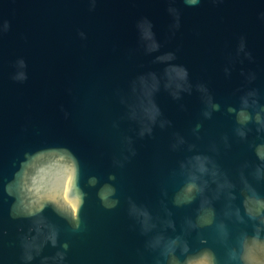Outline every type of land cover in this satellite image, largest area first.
Segmentation results:
<instances>
[{"label": "water", "instance_id": "95a60500", "mask_svg": "<svg viewBox=\"0 0 264 264\" xmlns=\"http://www.w3.org/2000/svg\"><path fill=\"white\" fill-rule=\"evenodd\" d=\"M168 4L169 0H97L92 9L89 0H0V29L5 20L10 22L7 32L0 31V228L8 230L7 236L0 232V264H23L17 232L20 221L9 215L11 198L4 186L25 151L48 145L73 149L81 164V184L88 193L78 231L46 209L60 228L61 242H69L67 264H156L157 260L168 264L160 248L147 246L157 231H164L166 237L182 235L190 246L189 255L211 248L217 264H237L231 254L239 251L241 235H251L259 223L244 212L242 186L232 190L235 200L226 191L213 200L217 213L213 224L185 231L186 220L196 219L200 197L191 204L174 203L185 182L179 162L191 153L186 145L175 151L170 145L173 133L179 132L195 142L197 150L214 155L233 178L245 161L257 162L249 147L255 132L249 134L248 142L240 141L233 131L234 114L226 109L229 104L238 105L239 95L247 88H258L264 103V0H201L197 6L175 0L181 13L175 36L170 34L174 18ZM145 16L153 21L162 51H176L178 62L189 67L192 81L205 82L221 104L211 119L202 117L204 105L195 91L179 101L166 92L158 94L164 116L173 123L165 129L157 125L151 137L139 138L137 125L121 119L125 106L120 93L127 90L129 81L140 72L162 68L153 63L155 54H145L139 44L136 22ZM81 30L86 33L84 39L79 36ZM242 35L254 57L251 61L243 58V63L235 57ZM20 57L28 66V79L23 83L11 78ZM226 64L232 67L230 76L223 71ZM241 69L255 72L257 78L247 83ZM201 120V138L197 139L192 128ZM114 121L118 128L113 127ZM224 133L230 148L223 145ZM125 135L133 137L136 155L120 167L114 158L130 155L122 143ZM213 142L218 153L210 152ZM110 173L116 174L115 181L108 180ZM90 175L99 178L95 187L87 184ZM249 179L264 195V180L251 175ZM104 182L116 186L120 203L115 208H105L97 195ZM129 197L147 206L154 217H166V206L172 211L175 231L158 228L143 234L129 214ZM237 206L243 221L236 217ZM54 252L48 247L44 254ZM176 255L181 261L185 258L179 247ZM33 264H39V258Z\"/></svg>", "mask_w": 264, "mask_h": 264}, {"label": "clouds", "instance_id": "9594fccd", "mask_svg": "<svg viewBox=\"0 0 264 264\" xmlns=\"http://www.w3.org/2000/svg\"><path fill=\"white\" fill-rule=\"evenodd\" d=\"M218 2V0H214ZM189 6H197L201 0H184ZM97 0H89L90 8L96 7ZM168 12L174 18V22L169 25L171 36H175L176 31L181 27V13L175 6V0H169ZM264 18V12L261 13ZM10 22L5 20L2 32H7ZM139 35V44L145 54L153 56V63L162 65L160 70H148L135 75L130 81L125 92L120 93V102L125 106V114L121 119H127L137 125L135 129L139 138L151 137L154 129H165L172 125V120L164 116V112L157 101V96L161 91L166 92L173 100L179 101L185 93L192 94L193 91L199 93L204 105L202 117L211 119L214 112L221 110V104L216 101L213 93L205 82H193L190 69L178 62L177 53L173 50L162 51L163 44L157 38L154 24L147 16L140 18L136 22ZM79 36L84 39L86 33L79 32ZM235 57L253 60L251 50L247 48L245 36H240L239 43L235 51ZM234 66V61L230 59ZM15 72L11 78L18 82H25L28 79L27 62L23 57L15 61ZM228 76L231 75L232 67L227 64L223 69ZM247 83L254 81L255 72H244ZM240 91V89H237ZM183 108L184 105H181ZM227 113L234 114L235 126L234 134L240 141H249V134L255 132V138L249 142V147L254 149L256 161L251 163L245 161L238 170V174L233 178L218 162L214 155L209 152L197 150L195 142H189L185 136L179 132L173 133L174 140L170 147L173 151L187 146V151L191 153L179 162V169L185 176V182L179 192L176 193L174 203L176 205L191 204L200 197L199 208L196 209V219L186 220V229H197L204 225L213 224L216 219V208L214 199H219L220 194L226 191L230 200L236 199L233 189L238 184L241 185L240 192L243 195V209L246 215L253 221H259L254 225V232L249 235L243 233L239 239V251L233 250L231 258L237 264H264V195L257 190L249 179V175L255 180H264V103L261 102V93L258 88H247L239 95L238 105L229 104ZM65 117L69 115L65 111ZM203 126V121H198L192 128L193 135L200 139L199 130ZM113 127L118 128L119 123L113 122ZM221 140L225 148H230L229 136L224 133ZM257 140L259 142H257ZM122 143L128 154H123V159L114 158V164L123 167L124 162L131 156L136 155L133 146L134 140L130 135L122 137ZM210 152L218 153L219 147L213 142L210 145ZM246 169H250L246 174ZM109 181L116 180V174L110 173ZM87 184L95 187L99 184L96 175H90ZM215 184V188L212 185ZM4 192L11 198L9 215L13 220H19L17 226L19 245L21 248L20 259L23 264H33L39 258V264H67L69 242L60 240V228L49 215L46 209H51L56 216L67 221L73 231L81 228V209L86 202L88 195L81 184V164L79 157L68 145H48L28 150L23 153V158L19 159L18 165L13 173L12 179L5 184ZM116 186L110 182L100 184L97 195L105 208H115L119 203L116 196ZM211 192L212 196L206 193ZM129 214L135 217L140 225L141 232L148 234L155 229L171 228L176 229V223L172 218V211L166 206L165 216L154 217L149 208L145 205H138L129 197ZM163 203V201L161 202ZM237 219L243 221L239 206L235 209ZM225 232L223 223L219 225ZM3 236L8 235L6 228H0ZM202 243H207L202 240ZM150 248H160L161 255L168 264H217V258L211 248H203L195 254L189 255L190 246L182 235L166 237L164 231H157L147 242ZM51 247L55 252L51 255L44 254L45 249ZM185 255L183 261L176 255L177 248ZM156 264H162L157 260Z\"/></svg>", "mask_w": 264, "mask_h": 264}]
</instances>
